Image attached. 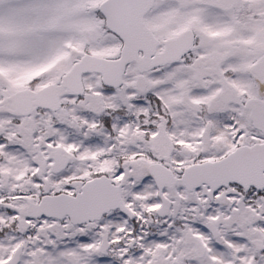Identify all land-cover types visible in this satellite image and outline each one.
Segmentation results:
<instances>
[{
    "label": "snow or ice",
    "instance_id": "6c2138e0",
    "mask_svg": "<svg viewBox=\"0 0 264 264\" xmlns=\"http://www.w3.org/2000/svg\"><path fill=\"white\" fill-rule=\"evenodd\" d=\"M0 264H264V0H0Z\"/></svg>",
    "mask_w": 264,
    "mask_h": 264
}]
</instances>
